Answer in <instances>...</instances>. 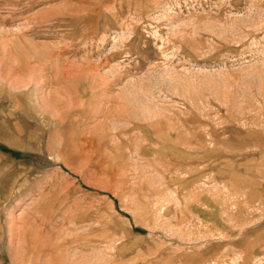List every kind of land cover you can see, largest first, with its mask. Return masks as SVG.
Segmentation results:
<instances>
[{"label": "rangeland", "instance_id": "obj_1", "mask_svg": "<svg viewBox=\"0 0 264 264\" xmlns=\"http://www.w3.org/2000/svg\"><path fill=\"white\" fill-rule=\"evenodd\" d=\"M0 264H264V0H0Z\"/></svg>", "mask_w": 264, "mask_h": 264}, {"label": "bare ground", "instance_id": "obj_2", "mask_svg": "<svg viewBox=\"0 0 264 264\" xmlns=\"http://www.w3.org/2000/svg\"><path fill=\"white\" fill-rule=\"evenodd\" d=\"M50 49V48H49ZM31 67V66H30ZM32 67H33V65H32ZM35 70V69H34ZM35 74V73H34Z\"/></svg>", "mask_w": 264, "mask_h": 264}]
</instances>
